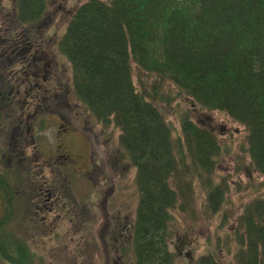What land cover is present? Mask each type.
Returning a JSON list of instances; mask_svg holds the SVG:
<instances>
[{
    "label": "trees",
    "instance_id": "obj_1",
    "mask_svg": "<svg viewBox=\"0 0 264 264\" xmlns=\"http://www.w3.org/2000/svg\"><path fill=\"white\" fill-rule=\"evenodd\" d=\"M15 4L12 20L31 31L47 0ZM57 50L73 66L80 99L104 127L121 130V143L138 167L142 195L134 228L136 264H175L168 228L180 195L167 183L181 161L167 143L174 126L148 99L155 100L154 94L137 88L133 65L173 82L199 107L224 111L243 124L251 164L264 175V0H86L71 16ZM180 123L187 141L179 155L185 162L190 154L198 164H209L207 153L221 148L217 135L195 123L189 110H181ZM205 180L210 212L216 213L226 183L215 187L211 173ZM226 238L235 244L232 264H264V197L243 206ZM0 247L12 264L31 262L28 248L11 253L8 245ZM197 264L222 262L209 251Z\"/></svg>",
    "mask_w": 264,
    "mask_h": 264
},
{
    "label": "flooded vegetation",
    "instance_id": "obj_2",
    "mask_svg": "<svg viewBox=\"0 0 264 264\" xmlns=\"http://www.w3.org/2000/svg\"><path fill=\"white\" fill-rule=\"evenodd\" d=\"M3 1L6 4L0 8V246L7 245L2 236L9 235L12 226L15 231L25 227L29 234L27 241L36 245L44 237L55 238L60 222L66 219L72 223L74 217L76 223L96 221L94 207H86L87 202H79L77 198L68 202L64 193L68 182L51 181L48 172L53 168L51 172L62 173L65 178V171L88 173L93 167V170L100 168L94 163V153L102 136L87 133L95 124L94 114L74 94L70 73L59 67V61L52 60L54 52L47 49L43 33L34 32L37 26L28 31L25 24L12 20L15 0H0V6ZM51 119L58 127L54 142L45 132ZM108 153L101 167L103 178L110 169L119 175L116 182L125 181L124 168L117 156L109 161L112 155L109 148ZM12 176L19 179L12 181ZM21 193H28L27 203L20 199ZM88 199L89 204L93 203L91 195ZM124 207L126 204L120 197L115 203L118 213L111 210L104 214L106 229L101 237L114 250L116 264H128V246L132 245L133 225L129 214L123 213ZM185 242L181 241L183 250ZM1 250L0 264H12ZM46 254L47 264H59L54 254Z\"/></svg>",
    "mask_w": 264,
    "mask_h": 264
},
{
    "label": "rangeland",
    "instance_id": "obj_3",
    "mask_svg": "<svg viewBox=\"0 0 264 264\" xmlns=\"http://www.w3.org/2000/svg\"><path fill=\"white\" fill-rule=\"evenodd\" d=\"M85 1L47 0L46 12L34 30L35 33H43L47 49L54 52L52 60L54 62L59 61V67H62L63 70L65 68L70 73L72 83L73 66L66 57L58 53L57 42L65 34L73 13ZM5 4L6 1L1 2L0 8ZM133 69L134 81L137 88L146 94H154L157 99L155 101L160 104V108L166 116L167 121L171 122L175 128L174 132L177 142L180 141L181 136L179 135H182L180 112L181 110H189L194 119L200 121V124L207 126L216 133L221 145V150L215 157L218 159L215 167V180H220L223 177L228 182L225 200L220 211L211 215L207 209L206 192L200 182L194 180L190 188L194 192L192 194V203L184 210L180 208L174 209L173 219L170 224L172 251L177 252L176 246L180 244V239L187 237L189 242L185 250L190 249L194 259L190 261L182 253L176 256V264H196L197 259L209 251L216 252L222 264H232V253L235 251V244L234 240H227L226 234L228 231L233 233L237 225V219L242 214L243 206L246 203L256 198L264 197V175L255 171L251 164L250 154L247 149L246 127L223 111L208 110L196 113L194 110L189 109L188 99L179 93V88L173 82L144 72L136 65H133ZM21 91H24V88ZM74 94L77 96L75 90ZM77 99L79 100L78 96ZM82 106L85 107L84 105ZM85 108L88 109V107ZM88 112L90 111L88 110ZM200 116L203 117V120L199 119ZM57 131L56 122L53 119L49 120L45 132H48V136L52 142L55 141ZM87 133L90 136H102L100 142L96 145L97 150L94 153V157H96L94 163L99 165L100 168L93 170L95 168L93 167L88 173L86 170L79 174L71 170L65 171V178H62V173L58 174L57 171L51 172L53 168H50L48 179L51 181L65 180L68 182L69 185H66L67 188H64L65 197L68 202L72 201L73 198L78 199V197L86 200L90 192V185V193L95 197V200L90 204L88 202L86 207H94L96 221L88 224L81 221L80 223H76L77 217H74L76 219L75 223L67 219L60 222L59 234L55 238H42L43 241L35 245L38 248V250L36 249V253L42 258L45 255L47 256L46 252L52 253L59 264H116L113 258L114 250L112 249V251L108 244L103 243L101 237L104 229H106L104 225L107 221V215L104 214L111 210L117 214L119 209L115 208V203H118L120 197H122L126 204V207L123 208V213H128L129 221L132 225L134 224L139 199L135 181L136 168L128 153L119 145L120 130L118 128L115 126L103 128L97 122L91 129L87 130ZM103 145L105 147L104 153H102L104 149ZM108 148L111 151L116 150L121 155L120 157L123 158L125 181L121 183L116 182V178L119 175H115L110 169L106 170L104 174L107 176L106 178H103V174L100 173L101 167H104L105 155L109 154ZM188 158L192 160L191 155H188ZM108 159L111 161L109 157ZM56 161L59 160L56 159ZM4 163L6 164V162ZM57 163L60 164L59 162ZM184 164L186 163L182 162L180 166L186 167ZM54 169L57 170L56 168ZM183 170L186 173V179L189 180L188 168H183ZM16 179L19 178L12 176V181ZM114 183L116 186L113 185ZM20 199H23L27 203L30 198L28 193H21ZM80 210H84L83 205H80ZM65 211H67V207ZM223 218L227 220H224L226 221V224L224 223L225 226H222ZM24 223H27V220ZM15 230L16 228L12 226V232H9V236L14 242L16 239L24 240L29 236V234H26L27 230L25 227L21 228V231ZM219 236L220 244L219 246H215ZM48 240L49 243H47ZM133 253L131 246L128 254L130 257H133ZM42 262L47 264L45 258Z\"/></svg>",
    "mask_w": 264,
    "mask_h": 264
},
{
    "label": "bare ground",
    "instance_id": "obj_4",
    "mask_svg": "<svg viewBox=\"0 0 264 264\" xmlns=\"http://www.w3.org/2000/svg\"><path fill=\"white\" fill-rule=\"evenodd\" d=\"M13 247L16 248L17 251H21L22 248H27V245L26 244H22L20 241L18 242H12V250H13Z\"/></svg>",
    "mask_w": 264,
    "mask_h": 264
}]
</instances>
